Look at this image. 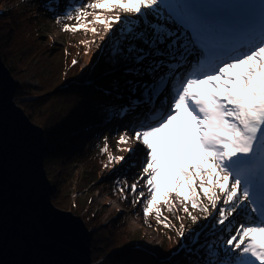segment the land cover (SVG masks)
I'll use <instances>...</instances> for the list:
<instances>
[{
    "label": "snow or ice",
    "instance_id": "obj_1",
    "mask_svg": "<svg viewBox=\"0 0 264 264\" xmlns=\"http://www.w3.org/2000/svg\"><path fill=\"white\" fill-rule=\"evenodd\" d=\"M88 9L131 14L105 18L97 12L92 22L103 25L109 39L118 26L115 61L134 65L126 74L150 77V82L127 80L129 91L141 90L142 99L109 112L133 118L134 127L121 133L118 143H130L123 151L142 156L138 181L148 195L140 191L134 202L146 204L145 219L154 213L157 223L171 228L161 205L171 212L175 198L198 227L203 225L190 208L229 232L219 259L212 244L199 245L202 264H264V29L257 28L264 22V4L234 0L227 16L217 19L187 0H93L75 8V19L92 14ZM220 24L237 39L210 57L211 29ZM81 29L96 32L82 22L63 30ZM193 54L202 58L189 65ZM181 68L185 71L178 73ZM119 87L113 82L114 90ZM107 149L105 144L102 151ZM114 159L120 163L125 157ZM130 187L135 193L138 183ZM178 235L183 247L190 237L197 245L200 233L186 234L181 225Z\"/></svg>",
    "mask_w": 264,
    "mask_h": 264
},
{
    "label": "trees",
    "instance_id": "obj_2",
    "mask_svg": "<svg viewBox=\"0 0 264 264\" xmlns=\"http://www.w3.org/2000/svg\"><path fill=\"white\" fill-rule=\"evenodd\" d=\"M15 1L17 0H0V56L14 80L23 72V74L32 73L36 77L40 67L47 69L45 74H40L36 78L37 87L27 83L20 84L15 80L17 89L14 100L29 120L44 132L46 152L43 164L54 189L51 196L53 204L78 215L73 208H78L77 205H80L79 210H81L84 209L85 204L81 202L78 204L76 200L70 198L73 207L71 208L66 207L64 201L65 199L69 201L71 188H78L79 184H94L101 179L103 173L104 175L110 173V169L105 166V158L111 152L106 138L112 134L110 133L114 129L112 124L121 117L110 116L109 112L114 107L130 106L128 99L122 96L130 93L126 81L139 80L136 79L137 76L126 74V69L134 65L122 67L123 77L112 78L108 74L113 68L111 60L101 64L95 59L88 72L78 73L77 67L74 69L75 72L69 73L68 71L74 66L72 59L77 53L81 54L78 51L75 53L72 49L67 54L64 49L60 51L53 41L50 39L49 41L40 33L31 17H27V13L19 8L9 10L7 13L2 12V4ZM63 54L65 59L70 57L67 63L61 61ZM95 54L98 57L99 50ZM105 55V53L101 54L102 61ZM9 56L14 57L16 66L11 64ZM115 81L119 82L120 87L114 90L112 84ZM54 90L57 91L52 92ZM138 92L141 93V90L138 89ZM28 96L34 97L35 100L23 101L24 97ZM105 144L108 145V149L102 151ZM72 165H77L81 173L80 177L73 174L76 184L72 180L69 181L68 176L65 175ZM99 172H102L101 177ZM114 175L120 176L116 173ZM110 181L106 180L108 186L116 185L111 184ZM89 218L99 220L100 217L92 214ZM152 219L157 221L156 217ZM102 223L98 226L101 227L100 231L104 229L108 234V239L104 244L106 250L100 251L102 256L96 260L102 258L106 264H202L204 249L199 245L212 244L218 253V259L221 258L219 254L225 250L222 240L226 235L217 233L218 226L213 227V220L210 229L197 239V245L190 244L192 238H189L186 243L187 248L184 249L178 244L180 238L172 227L165 228L157 223L162 242L157 246L155 254L139 246L138 238L129 232L119 230L117 224L106 227ZM93 231L91 230L90 243L92 261L95 258L93 253L96 242ZM222 258L227 259V257Z\"/></svg>",
    "mask_w": 264,
    "mask_h": 264
},
{
    "label": "rangeland",
    "instance_id": "obj_3",
    "mask_svg": "<svg viewBox=\"0 0 264 264\" xmlns=\"http://www.w3.org/2000/svg\"><path fill=\"white\" fill-rule=\"evenodd\" d=\"M15 2H19V5L15 6V8H19L24 13L26 12L27 17H31L33 22H35L36 26L39 28L40 33L44 35V37H46L48 40L50 39L51 41H53L55 45L60 48V51L64 49V51H66L65 54H67L68 52H70L69 50L72 49L75 51V53H77L78 51L81 54L79 55L77 53L78 56L74 54L75 58L72 59V62L75 61L76 63H73L74 66L72 67L71 71H68L69 73L75 72L74 69L77 67L79 69L78 73L88 72V70L91 68L93 60L95 59L99 60L101 64L103 62L111 60L113 68L108 74H110L112 78H121L123 77V68L132 65L123 62L117 63L115 61L113 50L117 45L119 27L114 25V27H117L116 36H113L109 39V34L105 33L104 26L92 22L94 20V15L97 12H100V14L105 18H107L108 16L114 17L116 15H121L127 18L130 17L131 14L122 12L118 13L116 11L108 13L101 10L88 9L87 11L92 14L88 15L86 18H83L82 21L78 22L75 19V8L81 6L82 4L92 3L93 0H17ZM187 2L193 8L201 10L212 17L217 16L218 13L227 12V9L234 2V0H187ZM252 2H258V0H252ZM259 2L261 4H264V0H259ZM6 5L7 3L1 5V10L3 13H7V10L4 9V6ZM68 13L72 14V19L67 18ZM57 16L62 17L59 22H57L56 20ZM149 20L153 22V20L156 19L153 17H149ZM81 22L86 24L88 29L95 28L96 32L93 33L90 30L85 31L84 29L76 32L63 30L65 25L75 27L78 23ZM261 26V29H264V22H261L260 27ZM221 29L223 31L226 30L225 28L215 30ZM173 30H175V28H173ZM215 30H211V34L215 32ZM228 36L230 40L234 39L235 41L237 39V37L234 38L233 35ZM101 37H105V39L102 40ZM218 38L219 40H223L220 35H218ZM209 39L211 40V42H209L212 47L217 49L221 48V44L223 41H215L214 35H210ZM112 42H114L113 45H110ZM97 50H99L98 57H96L97 54H95ZM104 53L106 55L104 60L102 61L101 54ZM65 54L61 56V61L63 60V63L64 61H66L67 63L68 59H70V57L65 59ZM9 58L12 62L11 64L13 66H16L17 63L14 57L9 56ZM46 70L47 69H42L40 67V71L36 77H34L32 73L23 74V72L22 75H18L17 77H15V80L20 84L27 83L30 86L37 87L38 82L36 78H38V75L40 74H45ZM48 72L49 71H47V73ZM136 79L141 82H150V77L147 75L142 77L137 76ZM144 79L147 80L145 81ZM55 91L57 90H54L52 92ZM122 96L127 98L129 102L131 99H142L141 93H139L138 91L136 93L130 92L129 94H122ZM160 99H162V97ZM25 100L34 101L35 99L32 96H28L24 97L23 101ZM132 119V117H121L117 122H114L112 124V127L114 129L112 130V132H110L112 134L107 137V141L111 149L109 155L113 157V161L111 163L109 162V155L107 156V158H105V166L110 169V173H105L104 175V173L102 174V172H99L100 177L101 174L102 177L101 179L95 181L96 183H90L89 185L79 184L78 188H71L69 201L67 199H65L64 201L65 206L71 208L73 207L71 206L70 198L72 200H76V203L81 202L82 204H85L84 209L79 210V208L81 207L80 205H77L78 208L73 209L77 211V216H79L84 221L85 226L90 230V232L91 230H94L93 234L96 235V242L94 243L95 249L93 253V256L95 258L94 261L91 260V264H106L104 262V259L102 260V258L96 260L98 257L102 256L101 252H104L106 250L104 244L108 239V234L104 232V229L100 231L101 227L98 226V224L102 222V224H104L106 227H108V225L113 226L117 224L119 230H123L133 234L134 237L138 238L137 243L139 244V246L143 247L144 249L150 250L154 254L156 252L157 246H159V244L162 242V235L160 230L158 229L157 221H153L152 219V217H156L155 214H151L146 220L143 215V207H145L146 204H144L143 202H134L136 201L138 193L140 191H144L145 197H147L148 195L147 189L144 186L143 182L138 181V177H140L142 169V156H130L127 152L123 151V149L126 147H130L131 144L118 143L120 134L125 133L126 129L134 127V125L131 123ZM137 147L138 152L143 151L142 146ZM115 157H125V160L123 162L117 163L114 159ZM119 169H121L120 172H118ZM67 171L68 172H66L65 175L68 176V180H72L73 183L76 184L77 181L76 178H73V174H76V177L81 176V173L78 171L77 165H72V167H70ZM115 173L120 176L116 177V175H114ZM106 180H111V184L116 185L108 186L109 183H107ZM133 183H138V188L135 193L131 191L130 187ZM79 188L81 189L78 190ZM143 199L144 198H141L142 201ZM173 200L176 205L173 211L169 212L163 205H161V208L163 216L167 217L169 223L171 224V227L177 234L181 230V225H183V231L185 233H188L190 229H196L197 232L200 233V237L210 229L212 222L211 217H209L208 220H205L202 213L197 210H191L190 208V211H192V215L197 217L199 225H203V227H198L197 224H194L192 222L191 218L188 217L186 213L179 210V202L175 201V198H173ZM203 202L207 203L206 201ZM92 214L100 217L99 220L89 218L90 216H92ZM217 232L218 234L227 232L229 235V232L227 230L219 229ZM226 239L227 238L222 240L223 244ZM186 243H188L187 240L184 241V245ZM98 252L100 253L98 254Z\"/></svg>",
    "mask_w": 264,
    "mask_h": 264
},
{
    "label": "water",
    "instance_id": "obj_4",
    "mask_svg": "<svg viewBox=\"0 0 264 264\" xmlns=\"http://www.w3.org/2000/svg\"><path fill=\"white\" fill-rule=\"evenodd\" d=\"M16 89L0 56V264H91V232L53 204L44 132L16 104Z\"/></svg>",
    "mask_w": 264,
    "mask_h": 264
},
{
    "label": "bare ground",
    "instance_id": "obj_5",
    "mask_svg": "<svg viewBox=\"0 0 264 264\" xmlns=\"http://www.w3.org/2000/svg\"><path fill=\"white\" fill-rule=\"evenodd\" d=\"M222 13V16H224L223 15V12H221ZM227 15V14H226ZM153 22H156V20H153ZM220 28H225L226 30L228 29L227 27H225L223 24L222 25H218ZM226 30L225 31H223L222 29H221V34H223V35H226L227 34V32H226ZM229 33H231V31L229 32ZM227 35H229V34H227ZM113 43L114 42H112L110 45H113ZM208 44H209V49H211L212 47H211V45H210V42L208 41ZM228 46V41H223L222 42V44H221V47H227ZM198 60H199V56H197V55H195V54H193L192 56H190L189 57V65H195V64H197L198 63ZM185 71V68H181V69H178L177 70V72L178 73H182V72H184ZM162 99H164L163 97H162ZM161 99V100H162ZM158 103H159V101H158Z\"/></svg>",
    "mask_w": 264,
    "mask_h": 264
},
{
    "label": "built area",
    "instance_id": "obj_6",
    "mask_svg": "<svg viewBox=\"0 0 264 264\" xmlns=\"http://www.w3.org/2000/svg\"><path fill=\"white\" fill-rule=\"evenodd\" d=\"M18 5H19V2L9 3L6 6H4L5 7L4 9L8 11V10L15 8V6H18Z\"/></svg>",
    "mask_w": 264,
    "mask_h": 264
},
{
    "label": "clouds",
    "instance_id": "obj_7",
    "mask_svg": "<svg viewBox=\"0 0 264 264\" xmlns=\"http://www.w3.org/2000/svg\"><path fill=\"white\" fill-rule=\"evenodd\" d=\"M9 3H13V2H9ZM9 3H7V4H9ZM14 9V8H13ZM12 10V9H11Z\"/></svg>",
    "mask_w": 264,
    "mask_h": 264
}]
</instances>
